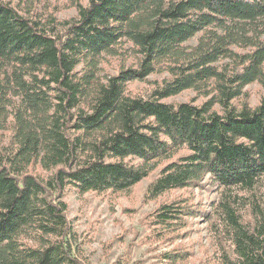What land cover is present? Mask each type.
<instances>
[{
    "label": "trees",
    "instance_id": "trees-1",
    "mask_svg": "<svg viewBox=\"0 0 264 264\" xmlns=\"http://www.w3.org/2000/svg\"><path fill=\"white\" fill-rule=\"evenodd\" d=\"M42 2L0 0V264H92L68 197L144 181L139 244L203 224L206 264H264V0Z\"/></svg>",
    "mask_w": 264,
    "mask_h": 264
},
{
    "label": "rangeland",
    "instance_id": "rangeland-1",
    "mask_svg": "<svg viewBox=\"0 0 264 264\" xmlns=\"http://www.w3.org/2000/svg\"><path fill=\"white\" fill-rule=\"evenodd\" d=\"M42 1L47 7H53L60 18L75 16L72 6L77 0ZM247 90L252 105H257L264 93L258 85H253ZM194 97L193 93L187 92L175 101L187 102ZM148 184L149 181L141 183L132 198H96L92 195L80 198L73 194L68 197L69 218L80 241L86 243L84 246L86 258L92 264H113L126 253L127 245L134 242L136 245L128 264H161L159 256L177 248H183L190 253L182 264H206L211 251L208 232L203 224L194 225L191 228L194 230L190 232L188 239H176L165 244H139L149 233L142 222L165 200L162 197L155 202H146L144 197ZM207 195L201 197L197 193L195 201H200V198L207 201ZM176 196L177 194H174L168 199L171 200ZM121 238L124 239L123 242L120 241Z\"/></svg>",
    "mask_w": 264,
    "mask_h": 264
}]
</instances>
